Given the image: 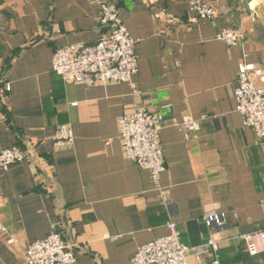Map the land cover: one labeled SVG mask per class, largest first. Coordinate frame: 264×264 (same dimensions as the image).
I'll use <instances>...</instances> for the list:
<instances>
[{
	"label": "crops",
	"instance_id": "0c3cea01",
	"mask_svg": "<svg viewBox=\"0 0 264 264\" xmlns=\"http://www.w3.org/2000/svg\"><path fill=\"white\" fill-rule=\"evenodd\" d=\"M106 1L135 41L137 93L126 82H63L52 70L55 49L105 33L92 0H0V97L9 86L0 150L28 152L0 170V264H25V247L55 231L74 264H131L169 220L187 246L212 236L220 264H264V252L249 255L242 240L264 229V144L242 124L232 94L242 60L264 71V0H203L216 10L209 19L188 0ZM223 28L242 41L215 39ZM135 107L163 117L164 197L122 152L117 121ZM185 117L196 130L178 125ZM59 125L70 127L71 145H54ZM209 210L221 228L202 219ZM212 254H189L188 264H211Z\"/></svg>",
	"mask_w": 264,
	"mask_h": 264
},
{
	"label": "built area",
	"instance_id": "2783aa9c",
	"mask_svg": "<svg viewBox=\"0 0 264 264\" xmlns=\"http://www.w3.org/2000/svg\"><path fill=\"white\" fill-rule=\"evenodd\" d=\"M99 8V22L106 29L96 43L69 44L55 49L52 57V70L63 82L95 85L97 83H130L132 91L137 87L132 79L138 71L135 53V41L129 35L119 17L117 7L106 0H92ZM190 10L199 18H213L216 10L203 0H188ZM215 39L228 46L237 45L243 37L234 28L217 31ZM245 56V55H244ZM264 80V71L242 60L238 67L233 87L236 112L241 116L242 124L252 129L256 140L264 144V86L258 82ZM9 86L1 89L4 101ZM1 105V102H0ZM6 111L0 106V123L6 120ZM163 117L158 111L144 107H135L130 113L118 118V138L125 158L132 160L140 169L149 172L152 183L160 196L166 191L160 188V178L166 171L164 149L160 141V129ZM178 125L186 131L197 129V121L185 117ZM54 145L69 146L74 135L68 125L56 127ZM27 151L16 146L0 150V170L6 171L11 165L21 163L27 157ZM202 219L212 221L218 228L223 226L216 210L205 211ZM167 233L148 243L140 245L130 259L131 264H188V255H204L208 247L213 249L211 264H220L215 239L211 236L206 244L187 246L181 242L180 233L174 221L166 222ZM5 228L0 224V234ZM245 251L249 255L264 252V229L252 231L242 236ZM9 242V241H8ZM25 264H74L75 257L71 247L59 232H52L46 238L28 244L23 253Z\"/></svg>",
	"mask_w": 264,
	"mask_h": 264
}]
</instances>
